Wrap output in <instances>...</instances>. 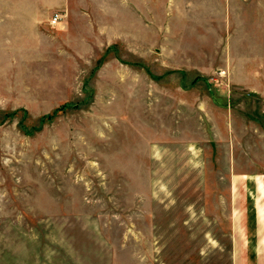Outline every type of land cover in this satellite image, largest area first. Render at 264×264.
<instances>
[{
	"label": "rangeland",
	"instance_id": "1",
	"mask_svg": "<svg viewBox=\"0 0 264 264\" xmlns=\"http://www.w3.org/2000/svg\"><path fill=\"white\" fill-rule=\"evenodd\" d=\"M169 1L0 0V264L234 263L264 0Z\"/></svg>",
	"mask_w": 264,
	"mask_h": 264
},
{
	"label": "crops",
	"instance_id": "2",
	"mask_svg": "<svg viewBox=\"0 0 264 264\" xmlns=\"http://www.w3.org/2000/svg\"><path fill=\"white\" fill-rule=\"evenodd\" d=\"M134 2H145L151 7L152 0H131ZM176 0H170L169 3ZM198 2V1H196ZM201 3H209V0H199ZM166 14H173L176 10L181 11L182 7L175 8L168 0H163ZM210 7L207 6V9ZM137 14V13H135ZM137 16H139L137 14ZM141 20L140 17H136ZM144 24V23H143ZM242 216L238 219L237 225V256L233 264H264V199L260 204H242L238 209ZM252 211L253 218L249 219L247 214ZM252 228V230H248Z\"/></svg>",
	"mask_w": 264,
	"mask_h": 264
},
{
	"label": "built area",
	"instance_id": "3",
	"mask_svg": "<svg viewBox=\"0 0 264 264\" xmlns=\"http://www.w3.org/2000/svg\"><path fill=\"white\" fill-rule=\"evenodd\" d=\"M59 18H60L59 14L58 13H55V14H53L50 22L52 24H55L58 21Z\"/></svg>",
	"mask_w": 264,
	"mask_h": 264
}]
</instances>
